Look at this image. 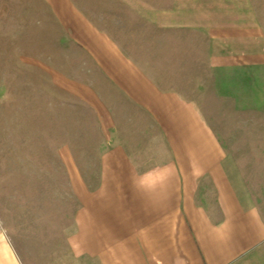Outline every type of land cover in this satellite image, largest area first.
<instances>
[{"label":"crops","instance_id":"1","mask_svg":"<svg viewBox=\"0 0 264 264\" xmlns=\"http://www.w3.org/2000/svg\"><path fill=\"white\" fill-rule=\"evenodd\" d=\"M228 1L115 0L100 25L74 0H46L83 57L86 94L71 84L110 142L102 186L78 207L67 238L75 264H264V210L246 198L249 184L231 172L200 108L144 65L167 69L160 55L195 52L198 38L238 105L264 109V28L238 22ZM141 149L159 150L154 167L139 168L149 162L129 150ZM0 264H24L1 233Z\"/></svg>","mask_w":264,"mask_h":264},{"label":"rangeland","instance_id":"2","mask_svg":"<svg viewBox=\"0 0 264 264\" xmlns=\"http://www.w3.org/2000/svg\"><path fill=\"white\" fill-rule=\"evenodd\" d=\"M74 1L108 25L115 0ZM171 2L164 0L166 8ZM92 5L102 11L92 14ZM228 7L238 22L264 28V0H229ZM198 42L195 52L161 54L167 69L144 65L163 88L200 108L226 147L231 172L249 184L246 198L264 210V109L238 105L224 72L209 69ZM81 59L46 0H0V233L24 264H75L67 238L76 211L102 186L110 142L71 84L78 80L86 94ZM129 151L149 162L139 164L143 170L154 167L159 150Z\"/></svg>","mask_w":264,"mask_h":264}]
</instances>
